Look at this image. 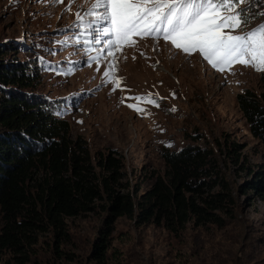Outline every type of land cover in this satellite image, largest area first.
<instances>
[{
  "label": "rangeland",
  "instance_id": "obj_1",
  "mask_svg": "<svg viewBox=\"0 0 264 264\" xmlns=\"http://www.w3.org/2000/svg\"><path fill=\"white\" fill-rule=\"evenodd\" d=\"M92 3L74 0L69 11V0H0V43H11L16 56L35 66L34 91L55 103L57 115L69 122L71 138L86 142L93 163L113 151L122 159V182L141 193L164 174V149L206 146L218 174L231 183L234 205L227 203L228 212L217 210L222 223L189 222L177 234L118 217L103 255L94 248L104 216L98 207L67 217L66 234L57 241L52 231L40 232L32 258L38 264H264V199L242 188L251 178L248 168L264 163V146L251 134L236 101L246 88L260 95L264 71L236 63L221 72L199 52L185 54L162 37L134 36V46L101 54L103 41L77 37L84 28L73 27L80 23L77 12L85 25L91 19L86 13ZM240 7L249 13V23L225 32L242 34L264 23L259 15L264 0ZM110 63L114 76L123 78L120 88L103 75ZM148 94L164 98L158 108L141 104L150 115L128 106L136 103L129 97ZM0 264H14L13 258L0 250Z\"/></svg>",
  "mask_w": 264,
  "mask_h": 264
},
{
  "label": "trees",
  "instance_id": "obj_2",
  "mask_svg": "<svg viewBox=\"0 0 264 264\" xmlns=\"http://www.w3.org/2000/svg\"><path fill=\"white\" fill-rule=\"evenodd\" d=\"M13 48L0 43V250L14 264H38L31 252L40 232L52 231L57 241L66 234L67 217L98 207L104 216L94 248L101 255L121 216L173 234L189 222L222 223L217 210L228 212L227 203L234 205L232 188L214 167L210 148L164 149V174L139 193L138 186L122 182V159L113 151L93 163L86 142L71 138L69 122L57 115L55 103L33 89L39 72ZM260 82V95L246 88L236 101L251 134L264 146V73ZM247 172L251 178L243 191L264 199V163ZM53 248L59 252L57 243Z\"/></svg>",
  "mask_w": 264,
  "mask_h": 264
},
{
  "label": "snow or ice",
  "instance_id": "obj_3",
  "mask_svg": "<svg viewBox=\"0 0 264 264\" xmlns=\"http://www.w3.org/2000/svg\"><path fill=\"white\" fill-rule=\"evenodd\" d=\"M53 2L63 3V0ZM72 2L74 0H69V11ZM248 3L250 0H93L92 10L86 13L91 19L85 25V17L77 12L80 23H74L73 27L84 28L83 32L77 31V37L87 35L98 44L103 41L101 54L104 49L122 50L124 46H134V36L162 37L185 54L199 52L221 72L226 68L231 70L236 63L264 71V23L242 34L224 31L226 28L235 30L249 23V13L240 7ZM101 8L103 11H95ZM259 15L264 16V12ZM93 59L99 62L98 57ZM113 73L114 68L110 63L109 70H105L103 75L107 82L120 88L123 78H117ZM129 99L136 101L129 107L150 115L141 104L158 108L159 100L164 98L158 94L156 97L148 94Z\"/></svg>",
  "mask_w": 264,
  "mask_h": 264
}]
</instances>
